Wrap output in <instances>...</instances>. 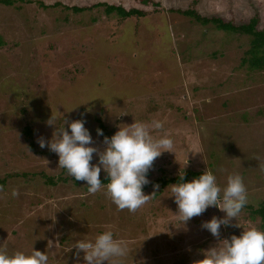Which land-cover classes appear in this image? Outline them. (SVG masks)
Returning a JSON list of instances; mask_svg holds the SVG:
<instances>
[{"label": "rangeland", "instance_id": "374dc122", "mask_svg": "<svg viewBox=\"0 0 264 264\" xmlns=\"http://www.w3.org/2000/svg\"><path fill=\"white\" fill-rule=\"evenodd\" d=\"M100 2L144 14L123 18L107 14L105 6L79 12L71 7ZM193 7L236 23L257 17L264 27V0L0 2V178L8 175L0 187V248L33 246L47 252L48 264H80L83 252L69 249L74 240L110 229L130 249L123 264H192L198 250L217 239L201 222L224 213L210 206L192 217L187 231L165 232L176 204L171 184L160 178L206 168L223 186L228 174L239 173L248 204L264 202V69L242 65L249 36L170 10ZM51 111L58 126L63 114L69 120L83 115L101 148L100 123L110 136L118 123L162 121L153 134L169 135L172 151L153 161L143 187L157 192L130 212L117 208L103 188L89 193L84 182L69 179L57 154L38 143L54 131L46 123ZM27 126L37 150L29 147ZM42 173L68 180L51 184ZM260 222L244 205L236 221L221 227V237L250 224L263 229Z\"/></svg>", "mask_w": 264, "mask_h": 264}, {"label": "clouds", "instance_id": "9594fccd", "mask_svg": "<svg viewBox=\"0 0 264 264\" xmlns=\"http://www.w3.org/2000/svg\"><path fill=\"white\" fill-rule=\"evenodd\" d=\"M72 107L71 109H73ZM69 109V110H71ZM67 110V111H69ZM90 111V109H86ZM60 112V111H59ZM56 116L52 114L46 121L54 125L51 137L45 141L38 139L41 148L47 147L58 156L57 165L66 169L76 181H84L89 193H96L102 188L111 201L119 209L135 211L142 206L151 193L143 190L149 183L148 172L153 161L163 151H172V138L167 134L156 136L154 130L163 128L162 121L150 123L136 122L116 125V131L110 136L96 128V134L102 136L103 147L93 143V137L85 126L83 118L67 119L63 114V124L54 123ZM67 125V128L65 127ZM96 155V162L93 161ZM101 170L106 173V184H102ZM179 182L170 183V196L176 204L175 219L167 222V231L188 230V222L199 216L208 207L215 206L224 214L212 215L201 222L216 241L206 248L198 250L200 258L195 264H264V229L250 224L237 234L221 237L222 226L229 225L241 209L248 203V194L242 176L239 173L227 175L226 183L221 186L213 171L204 169L191 180H185L183 169H179ZM158 185L154 184L153 188ZM237 224V223H236ZM171 225V228H169ZM237 226H241L237 224ZM71 248L76 255L83 252L80 264H123L130 249L125 241L117 239L112 230H104L92 239H75ZM49 256L32 246L30 251H5L0 248V264H48ZM192 262V264H193Z\"/></svg>", "mask_w": 264, "mask_h": 264}, {"label": "trees", "instance_id": "16d2710c", "mask_svg": "<svg viewBox=\"0 0 264 264\" xmlns=\"http://www.w3.org/2000/svg\"><path fill=\"white\" fill-rule=\"evenodd\" d=\"M31 1V0H29ZM148 1V0H146ZM0 2L4 3H11L12 0H0ZM42 3V2H40ZM156 5H159V2H155ZM59 4V3H57ZM43 6H46L44 3H42ZM97 6H105V11L107 14H111L113 12H116L118 15H120L123 18H127L133 15H143L144 12L142 10H139L138 8H129L126 9L122 5H116V4H109L107 2H100L96 3L92 6H71L76 12L84 11L85 9H92ZM171 11L179 12L180 14H183L185 16H188L190 18H193L195 21L200 22L202 24H213L216 28L225 30L229 33H237L241 35H247L250 37V44L248 47V50L246 51L245 56L242 59V65H246L251 70H262L264 69V27L259 28V19L257 17L251 18L248 22L244 23H236L233 20H224L221 17L216 16H205L202 15L200 12H198L195 7L193 8H187V9H180V8H172ZM2 37L0 36V46L3 45ZM30 126H27L25 134L29 138V147L33 150L36 149V144L32 140L33 136V130L29 128ZM99 128L103 130V133L107 135V131L105 129V126L103 124L98 125ZM66 171V169H64ZM202 171H192L188 170L185 172V180H190L191 177L199 175ZM14 175H20L17 172H14ZM12 175V174H11ZM21 175H26L25 172H22ZM46 177V180L51 184H56L59 181H65L68 180L67 177H64L63 174H60L56 178L53 176H49L45 173H42ZM8 175L0 178V187L4 186L7 181ZM72 178L75 183H80L84 181H76L72 176L69 177V179ZM102 180V184H106L107 180L105 177H100ZM160 181L163 183V185H167L169 183L173 182H179V176L171 177V178H160ZM87 185L84 184V188L87 189ZM247 208L249 209V216L252 218H255L256 215L260 217V225L264 229V202H260L257 206H254L252 204H245Z\"/></svg>", "mask_w": 264, "mask_h": 264}]
</instances>
